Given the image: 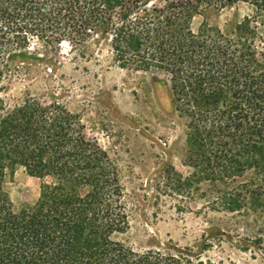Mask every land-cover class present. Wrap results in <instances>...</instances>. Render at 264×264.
Returning <instances> with one entry per match:
<instances>
[{"label": "trees", "instance_id": "16d2710c", "mask_svg": "<svg viewBox=\"0 0 264 264\" xmlns=\"http://www.w3.org/2000/svg\"><path fill=\"white\" fill-rule=\"evenodd\" d=\"M240 0H0V95L29 71L35 41L110 43L122 70L153 74L184 121L192 175L170 188L210 185L228 213L264 209V0L231 31L192 21ZM159 76H164V79ZM42 181L40 198L16 211L9 171ZM118 164L86 137L79 115L28 90L0 98V264H203L188 247L136 250Z\"/></svg>", "mask_w": 264, "mask_h": 264}, {"label": "rangeland", "instance_id": "374dc122", "mask_svg": "<svg viewBox=\"0 0 264 264\" xmlns=\"http://www.w3.org/2000/svg\"><path fill=\"white\" fill-rule=\"evenodd\" d=\"M254 10L245 0L212 8L194 17L192 29L197 33L207 23L229 32ZM29 53L37 59L28 64V74L0 98L10 103L30 90L42 102L57 100L80 116L86 137L121 172L130 230L118 239L136 250L188 247L202 254L203 264H264V209L225 212L206 183L180 193L170 188L168 173L187 179L193 171L184 164L186 128L166 84L116 66L107 40L84 47L64 42L56 51L35 41ZM5 186L20 211L37 203L42 181L18 167L7 173Z\"/></svg>", "mask_w": 264, "mask_h": 264}]
</instances>
